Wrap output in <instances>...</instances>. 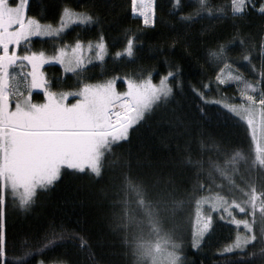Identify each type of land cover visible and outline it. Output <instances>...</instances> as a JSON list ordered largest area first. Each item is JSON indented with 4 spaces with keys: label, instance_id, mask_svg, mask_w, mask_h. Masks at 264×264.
I'll return each mask as SVG.
<instances>
[{
    "label": "trees",
    "instance_id": "trees-1",
    "mask_svg": "<svg viewBox=\"0 0 264 264\" xmlns=\"http://www.w3.org/2000/svg\"><path fill=\"white\" fill-rule=\"evenodd\" d=\"M62 2L98 23L69 25L54 38L32 37L18 52L53 55L77 39L95 44L100 35L107 51L104 59L89 61L84 73L68 72L59 62L46 63L43 71L51 90L75 92L80 82L117 78L116 90L125 92L128 79L148 78L157 84L169 71L179 75L168 81L173 87L168 101L149 110L130 128L127 140L105 152L99 172L86 168L79 174L64 167L57 182L38 189L24 206L6 195L8 264H155L161 252L171 259L173 255L170 264H264V162L254 150L250 112L228 114L223 109L225 104L247 103L240 94L243 83L229 79L228 73L255 84L264 72L260 0L235 25L230 17L207 15L182 24L180 13L170 12L174 0H153L154 25H145L132 12V0H30L27 14L55 26ZM225 3L230 5V0H206L212 8ZM181 4L185 14L195 7L189 0ZM127 36H134V55L117 57ZM219 43H228L230 67L208 57V50ZM221 67L223 84L216 79ZM22 69L14 66L16 73ZM261 91L264 85L248 93L259 100ZM199 92L211 105L204 115ZM215 198L223 206L212 204ZM200 207L209 209L212 218L196 242L189 226ZM256 212L260 225L251 222V229L248 223ZM241 217L248 220L249 241L233 247L236 237L244 235L234 222Z\"/></svg>",
    "mask_w": 264,
    "mask_h": 264
},
{
    "label": "snow or ice",
    "instance_id": "snow-or-ice-1",
    "mask_svg": "<svg viewBox=\"0 0 264 264\" xmlns=\"http://www.w3.org/2000/svg\"><path fill=\"white\" fill-rule=\"evenodd\" d=\"M194 3L193 11L185 14L181 0H174L170 12H179L178 20L193 22L209 16L210 18H232L233 24L243 18L254 0H230V5L212 8L206 0H189ZM133 13L143 17L145 25L155 24L153 0H132ZM30 0H0V264H8L6 213L3 208L9 186L13 190L23 189L21 206L30 202L38 189H46L57 182L62 174V168L77 170L79 174L86 171L87 156L98 144L108 138L113 140H127L130 128L146 116L154 106L167 102L173 94V87L169 84L179 72L169 71L161 76L159 83H152L151 79L135 81L127 80V91L119 92L115 88L118 81L112 78L103 83L80 82L75 92H54L45 79L42 66L48 62H59L68 72L84 73L86 65L91 60L104 59L107 51L105 37L98 36L93 44L87 46L77 39L71 46V53L64 47L56 49L55 54L48 56L44 51L25 49L18 52L20 45L30 38L52 37L60 35L69 25H91L98 23L96 17L84 11H76L71 6L61 3L58 8V23H42V18L28 15ZM259 13L264 16V0H260ZM239 35V28L235 29ZM243 44L244 41L242 40ZM134 36H127L123 50L115 53L117 57L127 54L134 55ZM228 43H219L218 47L208 50V57L219 63L224 61L225 67H230V59L225 50ZM260 54L264 57V36L260 38ZM94 52V55L92 53ZM245 61L249 56L243 57ZM20 65L29 69L23 73L25 95L20 89L18 74L14 66ZM225 67H221L216 79L223 84ZM30 77V81L28 78ZM229 79L241 81L243 87L241 96L246 97L247 103L225 104V113L239 114L251 111L252 104L264 109V91L260 92L257 100L248 93L258 85H264V72L261 79L254 83L243 80L241 75L228 73ZM208 84L203 88L207 89ZM33 89L43 91L42 102H33ZM195 92V90H194ZM74 103H66L74 98ZM199 99L205 104L201 111L204 115L207 107L211 106L204 100V93H198ZM219 108V105H216ZM221 109V111H223Z\"/></svg>",
    "mask_w": 264,
    "mask_h": 264
},
{
    "label": "rangeland",
    "instance_id": "rangeland-1",
    "mask_svg": "<svg viewBox=\"0 0 264 264\" xmlns=\"http://www.w3.org/2000/svg\"><path fill=\"white\" fill-rule=\"evenodd\" d=\"M139 2H140V0H137V4H139ZM135 14L140 16L142 21H143V17L139 13H135ZM126 91H127V89H126ZM75 92H72V93H75ZM78 98H79L78 96H75L74 98H72L73 100L71 98L68 99V102L69 101H70V103L75 102V99H78ZM261 110H262L261 108L252 109L251 111H249L250 113L247 115V118L249 119V122H251L250 124H251V128H252V131L254 134V136L252 137V140H253V144H254L255 153H257V156L264 162V159H263L264 158V119H263L264 116H263V113ZM115 142H117V141L113 140L112 138H108L105 142L100 143L95 148H93L87 156L86 168H88L90 171L94 170V171L99 172L100 171V162H101L103 155L105 154V152L108 149L111 148V145ZM249 161L251 163L252 160L249 159ZM6 195H9L13 199V202L16 201L17 203L16 202L15 203L17 205L18 204L20 205L21 204L20 203L21 196L23 195V189L21 188V189L13 190L9 186ZM2 197H3V193L0 192V198H2ZM216 200H219V201H216ZM222 202H223L222 199H218V198L212 199V204L217 205V206H223ZM208 203L211 205L210 202H208ZM237 207L241 211L240 206L237 205ZM206 209H208V208H206ZM261 213L264 217V205L262 206ZM211 218H212V216H211L209 209H208V211L204 212L203 207H200L199 212L197 211L194 214V216H192L189 227H190V230L192 232V235L194 236L192 238L194 241L197 242L199 240V238L204 234V232L206 231V228L209 225ZM234 222L237 225H240L239 226L240 231H242V233H244V235H239L236 237L235 242H234V244H236V246L233 245V247H242L243 244H245L247 241H249V238H248L249 236L245 232L246 229L248 228V225L246 223V222H248V220L246 221L244 217H241L239 219L234 220ZM251 222H253L254 227H257V228L259 227L260 221H259L258 212H256L254 215L251 216L250 223H248V224L251 225ZM251 229H252V225H251ZM245 234L247 236H245ZM167 235L170 236L169 234H167ZM172 235L174 236L173 233H172ZM160 255H162V252L157 254V256H159V260H156L155 264H170V263L174 262L172 260L173 255H172V259H171V257H168V255H165V256H160ZM174 264H179V262H175Z\"/></svg>",
    "mask_w": 264,
    "mask_h": 264
},
{
    "label": "crops",
    "instance_id": "crops-1",
    "mask_svg": "<svg viewBox=\"0 0 264 264\" xmlns=\"http://www.w3.org/2000/svg\"><path fill=\"white\" fill-rule=\"evenodd\" d=\"M83 45H85V46H87V44H84V43H82ZM73 45V44H72ZM71 45V46H72ZM71 46H64V48H66V50L69 52V54L71 53ZM60 47H62V46H60ZM55 54V53H54ZM53 54V55H54ZM46 55H48V56H51L50 54H46ZM65 67V66H64ZM30 70V68L29 69H22L19 73H17L18 74V79H19V83H20V89H21V91H24V94L27 96V95H29V93L27 92V91H25V89H24V78H23V73L25 72V71H29ZM42 71H43V66H42ZM44 72V71H43ZM44 76H45V74H44ZM46 79V78H45ZM28 80L30 81V79L28 78ZM52 91H54V90H52ZM54 92H68L67 90H59V91H54ZM31 100L33 101V102H42L43 101V99H44V96H43V91L42 90H39V89H33L32 90V92H31ZM66 103H69V104H71L70 103V101L68 102V100L66 101ZM72 103H74V102H72Z\"/></svg>",
    "mask_w": 264,
    "mask_h": 264
}]
</instances>
